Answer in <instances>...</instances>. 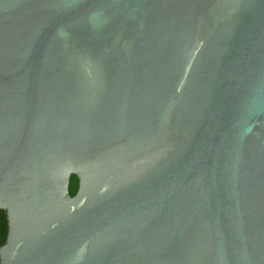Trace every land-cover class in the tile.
Returning <instances> with one entry per match:
<instances>
[{"label":"water","instance_id":"95a60500","mask_svg":"<svg viewBox=\"0 0 264 264\" xmlns=\"http://www.w3.org/2000/svg\"><path fill=\"white\" fill-rule=\"evenodd\" d=\"M0 209V264H264V0H0Z\"/></svg>","mask_w":264,"mask_h":264},{"label":"trees","instance_id":"16d2710c","mask_svg":"<svg viewBox=\"0 0 264 264\" xmlns=\"http://www.w3.org/2000/svg\"><path fill=\"white\" fill-rule=\"evenodd\" d=\"M77 177L72 174L70 177L69 190L74 194L77 189ZM7 234V216L4 210L0 209V245L4 243Z\"/></svg>","mask_w":264,"mask_h":264},{"label":"flooded vegetation","instance_id":"af4514ba","mask_svg":"<svg viewBox=\"0 0 264 264\" xmlns=\"http://www.w3.org/2000/svg\"><path fill=\"white\" fill-rule=\"evenodd\" d=\"M7 235V234H6Z\"/></svg>","mask_w":264,"mask_h":264}]
</instances>
